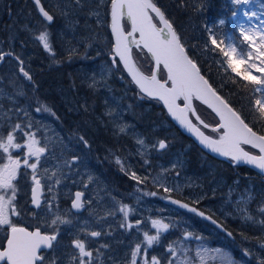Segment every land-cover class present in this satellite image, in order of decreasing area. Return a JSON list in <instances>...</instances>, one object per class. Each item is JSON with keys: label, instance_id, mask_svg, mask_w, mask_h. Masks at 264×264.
<instances>
[{"label": "rangeland", "instance_id": "374dc122", "mask_svg": "<svg viewBox=\"0 0 264 264\" xmlns=\"http://www.w3.org/2000/svg\"><path fill=\"white\" fill-rule=\"evenodd\" d=\"M230 2L231 34L223 48L229 51L232 45L240 53L249 50L242 32L257 40L264 33V0ZM41 3L54 15L51 25L39 17L31 0H12L11 4L0 0V50L19 55L32 77L31 81L23 77L15 59L6 57L2 62L0 136L6 139L7 131L19 124L17 143L26 145V133H31L39 146H46L37 179L46 189L48 202L35 214L34 223L49 235L59 230L56 249L69 238L64 245L67 256L78 251L72 241L85 238L86 244L92 241L89 233L104 231L105 240L118 245L125 255L140 246L136 264L145 260L151 264L152 257L159 264H261L264 224L260 221L264 215L259 208L264 205V178L241 174L235 167L210 159L191 142L181 145L177 130L159 105L138 99V93L110 59V0H80L79 5L75 0ZM42 30L49 32L54 56L35 39ZM227 60L223 54L218 58L221 66L237 76ZM253 62L259 66V59L248 61ZM244 67L238 65L241 71ZM250 71L264 78L254 68ZM11 115L13 120L7 122ZM162 140L167 148L158 152ZM9 154L14 159L22 157L20 148L9 149V153L0 149L3 162H8ZM32 162L35 160L29 159ZM24 169L28 173L26 193L34 182L32 170ZM132 173L139 179H132ZM75 191L85 192L90 205L83 216L67 206ZM170 195L203 203L228 222L232 240L217 236L213 228L191 215L164 205L163 199ZM124 206L127 217L120 211ZM57 217L60 219L52 224ZM153 221L169 227H154ZM145 232L158 235V242L148 246Z\"/></svg>", "mask_w": 264, "mask_h": 264}, {"label": "snow or ice", "instance_id": "6c2138e0", "mask_svg": "<svg viewBox=\"0 0 264 264\" xmlns=\"http://www.w3.org/2000/svg\"><path fill=\"white\" fill-rule=\"evenodd\" d=\"M236 2L240 3L241 0H236ZM243 2L246 3L247 0H243ZM34 3L44 20L51 23L54 20V15L45 9L41 4V0H34ZM75 3L79 5L80 0H75ZM110 4L111 29L116 39L113 51L123 61L124 66L128 69L133 81L139 86L141 91L149 97H155L163 101L169 113L190 132L196 134L200 143L210 148L212 152L224 157H230L231 160L237 163L243 162L254 165L264 171V134H258L257 131H254L253 127H250L245 122L240 113L230 107L229 103L221 98L208 80L201 75L197 64L186 53L180 36L173 28V24L166 18L165 13L157 6L154 0H110ZM61 15H65V13L62 11ZM125 17L131 22V31L127 33H125L121 23ZM157 22L162 27H158ZM137 32L140 35V40L133 39L129 41V37ZM241 35L244 41L248 42L249 50L245 51L242 49L240 53H237V48L232 45L228 46L229 51H225L220 46L223 41L218 44L216 39H212L211 43L228 58L227 63L231 71L243 80L248 81L251 85L256 86L252 90L259 92L261 88H264V78L253 75L250 69L254 68L256 72L264 74V33L259 35L258 40L254 36L243 32ZM35 39L43 45L45 50L52 53L53 56L55 55L47 30L40 31L39 35L35 36ZM130 44H137L138 46L142 44L143 48H146L151 53L156 66L158 67L162 64L163 68L167 70L166 80L162 82L157 78L155 72L151 76H145L140 72L132 59ZM238 56L239 58H237ZM6 57L15 59L19 72L22 73L23 77L29 81L32 80L31 75L24 68V60L19 55L0 50V62L5 61ZM253 58L259 59V66L254 62L248 63ZM238 65H245V67L241 71L238 69ZM193 98L203 100L204 103L214 108L220 116L221 123L219 128L213 129L214 132L223 130V134L220 135L218 140L205 136L188 118L189 111L195 115V110L191 107ZM180 99L185 102L183 108L176 103ZM250 105L253 121H260L261 128L264 129V93L261 94L260 98L255 99L254 103L250 101ZM36 111L39 112L41 109L37 108ZM196 119L199 120V116ZM200 123L203 124V121H200ZM203 126L205 128L208 127L207 124ZM18 129H21L19 124L13 125V130L7 131L6 139L0 136V149L4 153H9V149L27 147L28 151L26 158L23 160V166L32 170L31 179L34 182V187L31 189L32 203L39 208L41 203L39 195L41 181L37 179V169L41 157L46 151V146H39L40 142L31 133H26L29 136L26 145L17 143L15 133ZM120 131L123 132L125 129L121 128ZM80 139L85 144L87 143L83 137H80ZM138 143L143 144V141H138ZM243 145H250L252 148L258 149L259 155H253L246 151ZM158 147L159 149H165L167 145L164 141H159ZM32 157H35V162L29 163V159ZM117 162L119 163V161ZM20 168L21 160L14 159L11 154L8 155V162L0 166V225H8L11 229V235L7 238V248L0 251V261L6 260L7 264H49L50 261V264H56L55 259L46 257L42 250L53 248V242L57 240L59 235L58 229H54L50 235L43 234L39 228L35 231H29L24 227H17L10 219V212L18 215L14 205L18 188L14 181L17 180ZM23 175L27 176L28 173L25 172ZM131 178L134 180L139 179L135 173H132ZM49 190H51V186H49ZM81 196L82 193H76L75 201L72 204L73 208L80 209L83 206ZM173 203L178 202L173 201ZM182 206L188 207L187 205ZM126 209L127 206L120 209V211L124 212L125 217L128 215ZM191 211L196 210L191 209ZM259 212L264 215V205L259 208ZM200 215H203V213H200ZM248 218L252 219V217ZM59 219L57 217L56 220L52 221V224L55 225ZM61 223H70V221H61ZM260 223L264 224V220L260 221ZM153 226H159V228L165 230L169 227L168 224H161L159 221H153ZM90 235L99 237L101 233L93 231ZM144 236L148 246L158 242L159 239L158 235H148L147 232L144 233ZM73 247L78 251L71 255L69 264H93V251L88 250L84 241L75 239ZM140 251L141 248L137 245L136 250L132 252V256L136 257ZM131 264H136V260L133 259ZM144 264H149V261L145 260ZM151 264H159V261L152 257ZM169 264H172V261H169ZM261 264H264V261Z\"/></svg>", "mask_w": 264, "mask_h": 264}, {"label": "trees", "instance_id": "16d2710c", "mask_svg": "<svg viewBox=\"0 0 264 264\" xmlns=\"http://www.w3.org/2000/svg\"><path fill=\"white\" fill-rule=\"evenodd\" d=\"M11 1L12 0H8L9 4H11ZM154 2L165 13L166 18L169 19L170 23L173 24V28L180 36L181 42L183 43L190 59L197 64L200 72L212 85L217 94L226 100L230 107L240 113L242 118L245 119V122L248 123L250 127H253L254 131H257L258 134H264V129L261 128V122L253 121L250 105V101L254 103L255 99L260 98V91H253L252 89L254 88V85L241 80L239 77L221 66L218 62V58L222 53L219 48L211 43L212 39H216L218 44L223 41L220 46L224 47L227 36L231 34L229 23L233 8L230 0H154ZM26 6L31 7V3L27 2ZM128 29L129 27L125 23V30L128 31ZM108 31L110 34L109 26ZM133 56L139 69L149 75L152 71V62L148 55L142 50H133ZM115 62L117 72H121V74L131 83L135 91L140 94L138 89L123 71L117 59H115ZM165 76L164 70L160 68V79H164ZM192 101L197 114L206 124L212 126L218 123L216 116L210 109L195 98H193ZM154 102L159 105V110L162 111L164 117L170 121L163 106L158 101L154 100ZM151 120L152 119L148 117V121L151 122ZM153 122L154 121L152 120V124ZM170 123L177 130L181 145L191 142L198 152L213 159L202 151L189 137L185 136L174 123L171 121ZM204 131L209 135L215 137L219 136V133L207 130ZM220 132H222V130ZM246 149L255 153L249 148ZM227 165L234 168L232 164ZM235 168L238 169L237 171L241 174L247 176H260L247 167L236 165ZM130 169L138 174L135 167H130Z\"/></svg>", "mask_w": 264, "mask_h": 264}, {"label": "flooded vegetation", "instance_id": "af4514ba", "mask_svg": "<svg viewBox=\"0 0 264 264\" xmlns=\"http://www.w3.org/2000/svg\"><path fill=\"white\" fill-rule=\"evenodd\" d=\"M0 63H2V62H0ZM165 149H163L161 151H164ZM20 150L22 152V157H16V159L21 160V168L19 170L17 180L14 181V183L17 185V188H18L17 197H16V200L14 201V205L16 207V212L18 213V215L12 214L11 212L9 215H10L11 221L17 227H24L28 230H34V229H37L39 227L34 223L33 217L35 216L36 213H38L39 211H41L43 208L46 207L47 202H48V198H47L48 194L46 193V189L44 188V186L41 184V191L39 194L41 203H40V207L37 208L32 203L31 189H32V187H34V184L32 186L29 185V187H31V188L28 187L26 193H24V189L27 187L28 183H27V177L23 175L25 173V169L22 166V163H23V160L26 158V154H27L28 149H27V147H22V148H20ZM157 151L161 152L158 150V147H157ZM45 156H46V153H44L42 155V157H45ZM30 160H35V157L30 158ZM3 164H6V162H3V160L0 159V166H2ZM76 192H80V191H75L73 193V199H74V195ZM80 193L83 194V198H82L83 210L79 214H81L83 216L89 212V206L90 205H89L88 201L86 200V193L85 192H80ZM167 197H173L177 200L187 202L188 204H190V205L196 207L197 209L201 210L202 212L207 214L209 217H211L213 220H215L217 223H219L224 228V231H219L217 229V227L213 226V224H211L207 221H204L197 216H194V215H191V216L194 217L195 219L202 221L204 224L210 226L211 228H213V230H215L217 232V236H219V237H230V239L232 240V238H233L232 237V229H231L230 225L228 224V222L224 221L220 216L216 215L214 212H210L203 203L195 204V203L190 202L187 198H182V197H178V196L174 197V196L170 195ZM167 197H165L163 199L164 205H166L164 203V200ZM72 202H73V200L70 201L67 199V206L70 207V209L73 213L78 214L72 210ZM166 206H168V205H166ZM170 207H172V206H170ZM177 210H179V209H177ZM39 229L41 232L44 233V231L41 228H39ZM10 230H11L10 226L0 225V250H2L4 248L5 242L7 240V237H8ZM99 232L101 233V235L99 237H92L89 233V236L92 238V241L87 240V242H86V246L88 247V250L93 251V254H94L93 255V264H131V261L133 259L136 260V257H133L132 253H130V252H128L126 255L122 252V250H120V252H119V246L116 244H112V243L107 242L105 240L106 236H104V231L103 232L99 231ZM84 240H85V238H83V241ZM69 242H70V239L65 237L64 241H61V244H60V246L57 247V249L54 246V242H53V248L49 249V251H44L43 254L48 258H54L56 261V264H69V260H70L71 255L73 253L70 256H67L66 250L64 247V245L68 244ZM71 245L73 246V241L71 242ZM0 264H6V263L2 262ZM49 264H50V261H49Z\"/></svg>", "mask_w": 264, "mask_h": 264}, {"label": "water", "instance_id": "95a60500", "mask_svg": "<svg viewBox=\"0 0 264 264\" xmlns=\"http://www.w3.org/2000/svg\"><path fill=\"white\" fill-rule=\"evenodd\" d=\"M31 1L34 3V0H31ZM34 5H35V3H34ZM35 6H36V5H35ZM110 8H111V4H110V7H109V30H110V34H111V40H112V52H113V55L111 56V58L115 57V58L119 61L120 65H121V67H122V69H123V71L125 72V74L127 75V77L130 79V81L133 83V85L138 89L139 93L141 94V96H139V99H140V100H143L144 98H147V99H150V100L158 101V102L163 106V108L165 109V111H166V113H167V115H168L170 121H171L172 123H174V124L177 126V128H178V129H179V130H180L185 136L189 137V138H190V139H191V140H192V141H193V142H194V143H195L200 149H202V150H203L205 153H207L209 156L213 157L214 159H216V160H218V161H227V162L232 163L233 165H240V166L247 167V168L251 169L252 171L256 172L257 174H259L260 176H263V177H264V171H261L260 169L256 168L254 165L246 164V163H243V162L237 163V162L231 160L230 157H224V156L219 155L218 153H214V152H212L210 148H207L205 145H203V144L200 143V140H199V138H198V136H197L196 134H194L193 132H190L185 126L181 125V123H180L177 119H175V118L169 113V111H168V109H167V106L163 103V101L158 100V99L155 98V97H149V96H147L146 93H143V92L141 91V89L139 88V86L133 81L131 74L129 73L128 69L124 66L123 61H121L120 58H119L118 56H116L115 52L113 51V49L115 48L116 39H115V35H114V33L112 32V29H111V11H110ZM36 9H37V12H38L39 16L44 20V18L42 17V15L39 13L37 6H36ZM153 16H154V14H153ZM154 18H155V16H154ZM52 22H53V21H52ZM52 22H51V23H52ZM47 23H48V24H51V23H49V22H47ZM121 23H122V25H123V27H124V31H125V33L131 31V22H130L126 17H125L124 19H122ZM125 23H126V24L128 25V27H129L128 31L125 30ZM157 26H158V27H162V25H160L159 23H158ZM133 39H135V40H137V41L140 40V35H139L138 32H137V33H134L132 36L129 37V41H131V40H133ZM130 48H131L132 59H133L135 65H136V67H137L138 69H139V67L137 66V64H136V62H135V59H134V56H133V50H136V51H141V50H142V51H144V52L148 55L149 59H150L151 62H152V71H151V73H150L149 75H148V74H145L144 72H142V71L139 69L140 72H142L145 76H151V74H152L153 72H155L156 75H157V78L160 79V77H159V72H160V68H162V69L164 70V72H165V74H166V78H167V70L163 68V65H162V64H161L160 66H158V67L156 66V64H155V60H154V58L151 56V53H149V52L147 51L146 48H143V45H142V44H140L139 46H138L137 44H130ZM185 51H186V50H185ZM186 53H187V52H186ZM187 54H188V53H187ZM188 56H189V55H188ZM189 58H190V57H189ZM200 73H201V72H200ZM201 75H202V73H201ZM202 76H203V75H202ZM166 78H165V80H166ZM204 78H205V77H204ZM160 80H161V79H160ZM161 81L163 82L164 80H161ZM169 86H170V85H169ZM219 96H220V95H219ZM221 98H222V97H221ZM195 99H196V98H195ZM180 100L183 102V104H180ZM180 100H177L176 103H177L181 108H183L185 102L183 101V99H180ZM197 100H199L202 104H204L208 109H210V110L212 111V113L216 116V118H217V120H218V124L215 125V126H210V125L207 124L208 127L205 128L203 125L206 124V123H205L200 117H199V120L196 119V117L199 116V115L197 114V112H196V110H195V107H194V105H193V101L191 102V107H192V109L195 110V115H194L191 111H189V113H188V118L192 121V123H193L194 125H196V126L200 129L201 132L204 133L205 136L210 137V136L207 135V134H206L201 128L206 129V130H209V131H213L214 128H219V125H220V123H221V121H220V116L217 114V112L214 110V108H212V107L209 106V104L204 103V101L201 100V99H197ZM193 120H195V121H193ZM200 121H203V124H201ZM221 130H222V129H221ZM213 132H214V131H213ZM210 138H211V139H215V138H212V137H210ZM216 140H218V139H216ZM164 142H165V141H164ZM165 143H166V142H165ZM243 146H247V147L252 148L250 145H243ZM252 149H254V148H252ZM158 150L161 151V150H163V149H159V147H158ZM254 150L257 151V152H258V155H259V150H258V149H254ZM246 151H247V150H246ZM251 154H252V153H251ZM253 155H256V154H253ZM76 193H77V192H76ZM76 193H75V195H76ZM75 195H74V200H73V202L75 201ZM82 198H83V194H82V196H81V203H82ZM173 201H177L178 203H173ZM73 202H72V204H73ZM164 203H165L166 205L173 206V207H175V208H177V209H180V210H183V211H185V212H188V213H190V214H192V215H196V216L200 217L201 219H203V220H205V221H208V222L212 223V224H213L214 226H216L220 231H224V228H223L219 223H217L216 221H214L211 217H209L207 214H205V213L202 212L201 210L197 209L196 207H194V206H192V205H190V204H188V203H186V202H184V201L177 200V199H175V198H173V197H167V198L164 200ZM182 205H187L188 207H183ZM34 206H35V205H34ZM35 207H36V206H35ZM191 209H195L196 211H191ZM72 210H73L74 212H76V213H81L82 210H83V207H81L80 209H75V208L72 207ZM200 213H203V215H200ZM27 230H28V229H27ZM35 230H36V229H35ZM35 230H32V231H35ZM29 231H30V230H29ZM10 235H11V230H10V232H9V236H8V238L10 237ZM6 248H7V240H6V242H5V246H4V248H3L2 250H0V251L5 250ZM44 250H49V249H43L42 251H44ZM4 261H5L6 264H7V261H6V260H4ZM4 261H0V263H2V262H4Z\"/></svg>", "mask_w": 264, "mask_h": 264}, {"label": "bare ground", "instance_id": "6f19581e", "mask_svg": "<svg viewBox=\"0 0 264 264\" xmlns=\"http://www.w3.org/2000/svg\"><path fill=\"white\" fill-rule=\"evenodd\" d=\"M61 37V36H60ZM68 43V42H67ZM72 105V104H71ZM73 107V106H72ZM98 116V115H97ZM145 123V122H144Z\"/></svg>", "mask_w": 264, "mask_h": 264}]
</instances>
